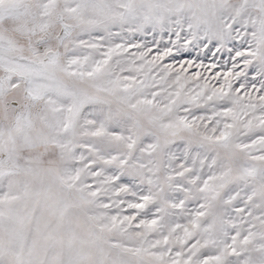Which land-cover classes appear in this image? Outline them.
Segmentation results:
<instances>
[{
	"label": "snow or ice",
	"instance_id": "6c2138e0",
	"mask_svg": "<svg viewBox=\"0 0 264 264\" xmlns=\"http://www.w3.org/2000/svg\"><path fill=\"white\" fill-rule=\"evenodd\" d=\"M0 264H264V0H0Z\"/></svg>",
	"mask_w": 264,
	"mask_h": 264
}]
</instances>
